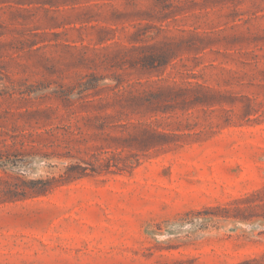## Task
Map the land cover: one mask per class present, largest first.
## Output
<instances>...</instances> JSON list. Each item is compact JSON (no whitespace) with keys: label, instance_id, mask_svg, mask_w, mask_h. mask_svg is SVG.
I'll return each mask as SVG.
<instances>
[{"label":"rangeland","instance_id":"rangeland-1","mask_svg":"<svg viewBox=\"0 0 264 264\" xmlns=\"http://www.w3.org/2000/svg\"><path fill=\"white\" fill-rule=\"evenodd\" d=\"M0 264H264V0H0Z\"/></svg>","mask_w":264,"mask_h":264},{"label":"trees","instance_id":"trees-1","mask_svg":"<svg viewBox=\"0 0 264 264\" xmlns=\"http://www.w3.org/2000/svg\"><path fill=\"white\" fill-rule=\"evenodd\" d=\"M172 57H173V55L170 56L169 60H170ZM108 118H109V117H105L104 120H108ZM103 166H104L103 164H100V165H99V169L101 170ZM63 177H64V176H63ZM70 177H71V176L67 175V176L64 177V180L70 179ZM15 193H18V192H15ZM17 195H18V194H14V196H17Z\"/></svg>","mask_w":264,"mask_h":264}]
</instances>
